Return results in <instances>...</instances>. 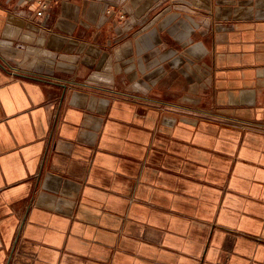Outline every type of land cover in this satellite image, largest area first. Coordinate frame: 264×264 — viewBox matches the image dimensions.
I'll use <instances>...</instances> for the list:
<instances>
[{
  "label": "crops",
  "instance_id": "crops-1",
  "mask_svg": "<svg viewBox=\"0 0 264 264\" xmlns=\"http://www.w3.org/2000/svg\"><path fill=\"white\" fill-rule=\"evenodd\" d=\"M0 0V264H264V0Z\"/></svg>",
  "mask_w": 264,
  "mask_h": 264
},
{
  "label": "built area",
  "instance_id": "built-area-1",
  "mask_svg": "<svg viewBox=\"0 0 264 264\" xmlns=\"http://www.w3.org/2000/svg\"><path fill=\"white\" fill-rule=\"evenodd\" d=\"M25 4L34 6V13L36 17L41 18L44 14V11L48 9L49 2L48 0H23Z\"/></svg>",
  "mask_w": 264,
  "mask_h": 264
}]
</instances>
